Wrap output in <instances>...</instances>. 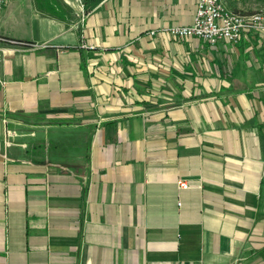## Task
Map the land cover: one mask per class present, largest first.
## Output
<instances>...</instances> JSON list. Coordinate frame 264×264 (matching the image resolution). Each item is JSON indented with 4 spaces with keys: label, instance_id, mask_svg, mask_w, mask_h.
<instances>
[{
    "label": "crops",
    "instance_id": "obj_1",
    "mask_svg": "<svg viewBox=\"0 0 264 264\" xmlns=\"http://www.w3.org/2000/svg\"><path fill=\"white\" fill-rule=\"evenodd\" d=\"M18 1L0 10V264H264V38L164 30L195 0L81 18Z\"/></svg>",
    "mask_w": 264,
    "mask_h": 264
},
{
    "label": "built area",
    "instance_id": "obj_2",
    "mask_svg": "<svg viewBox=\"0 0 264 264\" xmlns=\"http://www.w3.org/2000/svg\"><path fill=\"white\" fill-rule=\"evenodd\" d=\"M7 1L9 0H0V10ZM62 1L70 8L77 10L80 18L82 17L85 10L84 0ZM225 7L224 3H217V0H195L190 23L170 25L164 30L177 37L196 36L208 44H213L218 40L237 43L241 33L245 31H254L264 38V5L260 6V11L249 12L246 16L225 14ZM80 45L85 46V43L82 41ZM6 132L12 135L11 132ZM176 185L179 189L188 187L187 183L182 180L176 181Z\"/></svg>",
    "mask_w": 264,
    "mask_h": 264
},
{
    "label": "rangeland",
    "instance_id": "obj_3",
    "mask_svg": "<svg viewBox=\"0 0 264 264\" xmlns=\"http://www.w3.org/2000/svg\"><path fill=\"white\" fill-rule=\"evenodd\" d=\"M224 1V5L227 7V10L241 13V14H248L249 12H256L260 10V6L264 5V0H222ZM33 5L37 9H48L53 8V3L58 9L67 8L66 5L62 0H32ZM52 6V7H51ZM32 7L30 5V0H21L16 2V4L12 7L13 11H25L29 12ZM5 133L7 134L6 130ZM8 135V134H7ZM10 136V135H8Z\"/></svg>",
    "mask_w": 264,
    "mask_h": 264
},
{
    "label": "bare ground",
    "instance_id": "obj_4",
    "mask_svg": "<svg viewBox=\"0 0 264 264\" xmlns=\"http://www.w3.org/2000/svg\"><path fill=\"white\" fill-rule=\"evenodd\" d=\"M217 3H223V1L222 0H217ZM258 11H260V10H258ZM258 11H256V12H258ZM225 14H232V15H235V16H246L247 15V14H241V13H235V12L229 11V10H227V7H225Z\"/></svg>",
    "mask_w": 264,
    "mask_h": 264
},
{
    "label": "trees",
    "instance_id": "obj_5",
    "mask_svg": "<svg viewBox=\"0 0 264 264\" xmlns=\"http://www.w3.org/2000/svg\"><path fill=\"white\" fill-rule=\"evenodd\" d=\"M22 43H27V42H22ZM29 44V43H28Z\"/></svg>",
    "mask_w": 264,
    "mask_h": 264
}]
</instances>
